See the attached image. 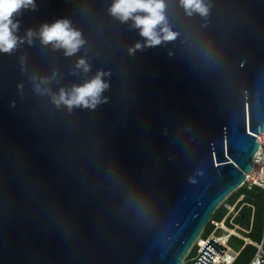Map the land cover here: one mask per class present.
<instances>
[{
  "label": "water",
  "instance_id": "95a60500",
  "mask_svg": "<svg viewBox=\"0 0 264 264\" xmlns=\"http://www.w3.org/2000/svg\"><path fill=\"white\" fill-rule=\"evenodd\" d=\"M112 3L35 0L13 17L18 37L36 35L0 52V264H208L226 251L212 238L183 263L260 147L264 0H204L206 16L164 0L177 35L156 46ZM57 19L81 33L73 55L39 38ZM98 71L106 102L53 103Z\"/></svg>",
  "mask_w": 264,
  "mask_h": 264
},
{
  "label": "clouds",
  "instance_id": "9594fccd",
  "mask_svg": "<svg viewBox=\"0 0 264 264\" xmlns=\"http://www.w3.org/2000/svg\"><path fill=\"white\" fill-rule=\"evenodd\" d=\"M179 3L188 16L193 13L206 16L208 13V7L205 5L204 0H179ZM165 7L164 0H113L109 12L121 22H127L131 19L134 27L138 28L140 35L146 39L147 45L156 46L162 41L175 39L177 35L167 25L164 15ZM21 9L35 10V0H0V52L10 54L16 49L18 43H24L25 41L31 45L32 37L36 35L31 29L26 32L25 37L16 35L19 29V21H15L13 17ZM138 13H143V15ZM38 35L43 44L51 43L54 48H63L65 55L68 56L76 53L84 43L81 39V33L73 29L67 19H57L51 25L43 24ZM139 49H142V46L137 42L133 48L129 49V53L133 54ZM76 67L81 68L84 72L90 70V66L84 59L78 60ZM105 75L107 73L98 71L90 81L80 86H73L70 91L61 88L58 96L53 95V103L57 106L63 104L69 110L74 106L94 109L99 103L106 102V98L104 101L101 100L102 92L109 87L102 79ZM36 90L39 91V85L36 86ZM202 240L204 239L202 238ZM230 257L232 258V256ZM236 258H232L233 264Z\"/></svg>",
  "mask_w": 264,
  "mask_h": 264
},
{
  "label": "trees",
  "instance_id": "16d2710c",
  "mask_svg": "<svg viewBox=\"0 0 264 264\" xmlns=\"http://www.w3.org/2000/svg\"><path fill=\"white\" fill-rule=\"evenodd\" d=\"M241 195H245V198L242 203L238 205V208L242 206V204H246L243 206L239 214L235 218V224H248L250 223L251 219L252 221V229L249 234V239L253 241V243H261L263 242V250H264V191L255 188L253 191H249L246 188H241L238 190L237 193H234L226 203H229L231 205L235 204V202L240 198ZM254 207V212L252 207ZM227 209L221 205L219 209L216 211L213 220L215 222H221L224 217L226 216ZM228 223V220L226 221V224ZM209 224L207 228H205L202 238L204 240H207L209 236L211 235L212 230L214 229V225ZM229 225V223H228ZM233 228V226H230ZM251 244H246L245 240L243 238L237 237V236H231L229 239V244H232V247L235 248V252H239L234 264H250L252 259L257 253V247ZM231 247V248H232ZM197 248H194L191 253L190 257L194 258L198 255ZM243 248V249H242Z\"/></svg>",
  "mask_w": 264,
  "mask_h": 264
},
{
  "label": "built area",
  "instance_id": "2783aa9c",
  "mask_svg": "<svg viewBox=\"0 0 264 264\" xmlns=\"http://www.w3.org/2000/svg\"><path fill=\"white\" fill-rule=\"evenodd\" d=\"M257 141L260 144V147L254 156L251 171L248 175H246L245 181L239 186V188L237 190L244 187L249 191H253L255 188H258V189L264 191V132L257 135ZM234 193H232V194H234ZM232 194L226 198V200L224 201L225 204L223 203V206L227 209V213H226V216L224 217V219L221 222H215V221L210 222V223L215 225L216 230L219 229L221 225L225 226L224 224H226L227 220H230V223L233 226L232 229H234L235 231L240 230V227L237 226L234 222H235L236 216L239 214V212L241 211L243 206L246 205V204H242V206H240L239 210H237L238 205L243 202L245 195H241L240 198H238V200L235 202V204L231 205V204L226 203V202L232 196ZM251 207L254 209L253 206H251ZM236 210H237V212H236ZM230 231L232 232L233 230H229V233H228L229 236L227 237L228 240L231 238V236L239 237L237 233H235V232L231 233ZM199 238L202 239V235ZM227 238L224 241V243H225L224 246L226 247V250L232 249L231 247L228 246L229 242H228ZM243 239L246 242V244L244 245V247H245L247 245V243H249V242H247L248 239H245V238H243ZM208 241H209V239H207L206 241L201 240L202 243H205V246L208 243ZM216 241H218V240H216ZM197 244H198L199 248H201V250H202L203 247L200 246V243H197ZM257 249H258L257 253L254 256V258L252 259L250 264H264L263 242L260 246H257ZM190 253H191V251L189 252V254ZM227 254H228V251L224 252L221 255L222 257H220V259H217V261H216V258L213 256V258L210 260V262L208 264H233L232 261H233V259H235L238 256L239 252H235L236 256L230 262L224 260L225 259L224 257ZM188 256L185 257V259L183 260V263L188 259ZM198 264H201V263H198Z\"/></svg>",
  "mask_w": 264,
  "mask_h": 264
},
{
  "label": "rangeland",
  "instance_id": "374dc122",
  "mask_svg": "<svg viewBox=\"0 0 264 264\" xmlns=\"http://www.w3.org/2000/svg\"><path fill=\"white\" fill-rule=\"evenodd\" d=\"M244 188V187H243ZM238 192V190L237 191H235V193H237ZM233 195V194H232ZM225 204V203H224ZM248 206H250V205H248ZM251 207V206H250ZM240 208V207H239ZM239 208H237V210H239ZM253 209V208H252ZM237 210H236V212H237ZM253 212H254V209H253ZM252 221H253V219H251V221H250V223H249V225L248 224H245V225H243V224H238L237 226H239L240 227V230H238V231H235L234 229H230L231 227V223H230V220H228V223H229V225H228V223L227 224H224L225 226H220V228L219 229H217L216 230V227H215V225L214 224H211V225H214V229L212 230V232H211V235L209 236V238L208 239H216V240H218L219 238H225L227 235L229 236V234H226V233H229V230H233V232H236L237 234H238V236L240 237V238H245V239H248L247 240V242H249V243H253V241L251 240V239H249V234H250V232H251V229H252ZM209 226V225H208ZM207 226V227H208ZM231 232V231H230ZM233 232H231V233H233ZM227 236V237H228ZM226 240V239H225ZM227 240H228V238H227ZM198 242H200L201 243V241H199L198 240ZM203 244V243H202ZM262 244V242L261 243H253V245L254 246H260ZM228 245V244H227ZM198 246V244H195L194 246H193V248H192V250L194 249V248H196ZM229 246L230 247H232V244H229ZM233 249V250H232ZM232 249H229V250H226V251H228V252H230V256H232V258H235V252H234V250H235V248L234 247H232ZM243 249V248H242ZM200 250H201V248H199V246H198V248H197V253L199 254V252H200ZM232 250V251H231ZM188 259H191V257H190V254H189V256H188Z\"/></svg>",
  "mask_w": 264,
  "mask_h": 264
},
{
  "label": "bare ground",
  "instance_id": "6f19581e",
  "mask_svg": "<svg viewBox=\"0 0 264 264\" xmlns=\"http://www.w3.org/2000/svg\"><path fill=\"white\" fill-rule=\"evenodd\" d=\"M232 232H233V231H232ZM235 233H236V232H235ZM226 234H228V233H226ZM227 236H228V235H227ZM227 236H226L225 238L223 237L222 239L219 238L217 242H219L220 244H222V245L224 246V244H225L224 241H225V239L227 238ZM198 240L201 241L202 239L199 238ZM197 243H200V242L197 241ZM197 243H196V244H197ZM251 243H252V242H251ZM200 246L204 248V247H205V243L202 244V242H201V243H200ZM228 250H229V249H228ZM231 251H232V250H231ZM230 255H231V254H230V252H229V253L224 257V258H225L224 260H225V261H229V262L232 261V258L230 257ZM214 257L216 258V261H217V259H220V257H222V256H221L219 253H216V254L214 255Z\"/></svg>",
  "mask_w": 264,
  "mask_h": 264
}]
</instances>
